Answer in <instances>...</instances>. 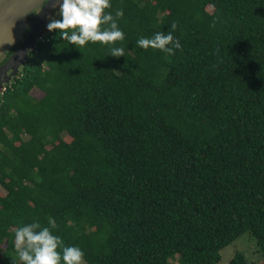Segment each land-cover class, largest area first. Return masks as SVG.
Returning a JSON list of instances; mask_svg holds the SVG:
<instances>
[{"label":"trees","instance_id":"16d2710c","mask_svg":"<svg viewBox=\"0 0 264 264\" xmlns=\"http://www.w3.org/2000/svg\"><path fill=\"white\" fill-rule=\"evenodd\" d=\"M110 3L125 57L48 32L0 91V264L33 222L86 264L264 261V0ZM172 22L175 55L136 45Z\"/></svg>","mask_w":264,"mask_h":264},{"label":"clouds","instance_id":"9594fccd","mask_svg":"<svg viewBox=\"0 0 264 264\" xmlns=\"http://www.w3.org/2000/svg\"><path fill=\"white\" fill-rule=\"evenodd\" d=\"M49 3L58 9L56 16L60 17L48 18L49 32H58L60 38L76 48L97 42L113 45L109 56L125 57L124 48L115 46L125 39L124 32L118 27L123 9L116 10L113 15L109 11L112 7L110 0H49ZM177 27L178 24L172 22L167 33L161 31L151 38L141 37L136 45L145 50L151 48L175 55L177 50H182L180 41L173 35ZM52 227L55 228L54 223ZM14 237L19 264H86L85 253L78 246H66L61 237L39 222L17 228ZM13 264L17 261L13 260Z\"/></svg>","mask_w":264,"mask_h":264},{"label":"water","instance_id":"95a60500","mask_svg":"<svg viewBox=\"0 0 264 264\" xmlns=\"http://www.w3.org/2000/svg\"><path fill=\"white\" fill-rule=\"evenodd\" d=\"M10 2L2 3L0 0V53L3 52L6 43H12L17 37V33L22 30V22L25 14L30 10L40 6V1L30 3L31 0H8ZM52 4L49 0L40 8L39 12L30 19H26V26L28 31L24 38L20 41L17 48L10 53L6 59L0 64V81L8 73L9 76L15 74L18 64H20L26 57L29 50L33 49L35 41L39 39V33L43 26L47 29L46 19L49 18V13ZM14 15L17 18V24L9 26L8 21L5 20L7 15ZM51 14V13H50ZM15 31V32H14ZM9 78V77H8ZM2 90V89H1Z\"/></svg>","mask_w":264,"mask_h":264},{"label":"rangeland","instance_id":"374dc122","mask_svg":"<svg viewBox=\"0 0 264 264\" xmlns=\"http://www.w3.org/2000/svg\"><path fill=\"white\" fill-rule=\"evenodd\" d=\"M38 8L39 7L30 10V12H27L24 15L25 18L30 19L33 16H35L36 12L38 11ZM57 11H58V9L53 10L54 13H56ZM206 11L209 12L210 8L207 7ZM53 16H54V14H52L50 17H53ZM55 16H56V14H55ZM57 17L58 16H56L55 18H57ZM26 19L23 20L22 30H21V32L17 33V37L15 38V41H13L12 43H6L5 44L3 52L0 53V64L6 59L9 51H11L16 46V44L18 42H20L21 39L24 37V35L26 33V29H27V27H25L27 24ZM48 32L49 31L47 29L45 30V27L43 26L41 32L39 33V38H43L44 35L47 34ZM8 73H9V71H8ZM8 73L0 81V91H2L1 89H2L3 85L10 78ZM44 91H45L44 88L33 89V90H31L30 95L34 99H38L43 95ZM31 135L32 134L30 132L21 135L22 141H24L28 147H30L29 139H30ZM58 141L59 142H69V138L67 136L61 134L59 136ZM3 195H4V192L0 188V196H3ZM236 252L241 253L248 264H264V261L260 258L259 254L256 251L255 241L253 240L252 237L248 236L247 233L242 234L236 240H234L232 243H230L228 246H226L225 248H223L220 251V261L218 262V264H227V262L232 257V255Z\"/></svg>","mask_w":264,"mask_h":264},{"label":"flooded vegetation","instance_id":"af4514ba","mask_svg":"<svg viewBox=\"0 0 264 264\" xmlns=\"http://www.w3.org/2000/svg\"><path fill=\"white\" fill-rule=\"evenodd\" d=\"M47 1H48V0H41V1L39 2V3H40V6H39L38 11H37L36 13L39 12L40 8H41V7H42ZM51 9H52V10H50V13H51V14L49 13V16H51L52 14H54V16H55L56 13L53 12V10H55V9H54L53 7H51ZM34 14H35V13H34ZM32 16H33V15H32ZM54 16H53V17H54ZM55 17H56V16H55ZM57 18H58V17H57ZM47 23H48V18L46 19V25H47ZM28 28H29V26H28L27 29H26V33H27V31H28ZM26 33H25V34H26ZM24 36H25V35H24ZM23 38H24V37H23ZM23 38H22V39H23ZM22 39H21V40H22ZM35 42H36V41H35ZM19 43H20V42H18V43L16 44V46H15L11 51H9V54L12 53V52L17 48V46L19 45Z\"/></svg>","mask_w":264,"mask_h":264},{"label":"bare ground","instance_id":"6f19581e","mask_svg":"<svg viewBox=\"0 0 264 264\" xmlns=\"http://www.w3.org/2000/svg\"><path fill=\"white\" fill-rule=\"evenodd\" d=\"M36 1H38V0H31V2H29V4L30 3H33V2H36ZM5 2H10V1L3 0L2 3H5ZM5 20L8 21V25L9 26H12V25L14 26L15 24H17V18L14 15H11V14L7 15V17L5 18Z\"/></svg>","mask_w":264,"mask_h":264}]
</instances>
